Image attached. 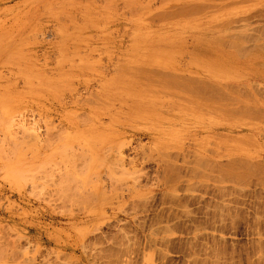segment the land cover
<instances>
[{"label": "rangeland", "instance_id": "374dc122", "mask_svg": "<svg viewBox=\"0 0 264 264\" xmlns=\"http://www.w3.org/2000/svg\"><path fill=\"white\" fill-rule=\"evenodd\" d=\"M262 45L264 0H0V264H264Z\"/></svg>", "mask_w": 264, "mask_h": 264}, {"label": "bare ground", "instance_id": "6f19581e", "mask_svg": "<svg viewBox=\"0 0 264 264\" xmlns=\"http://www.w3.org/2000/svg\"><path fill=\"white\" fill-rule=\"evenodd\" d=\"M209 5V4H208ZM210 13V12H209ZM164 15V14H163ZM174 17V16H173ZM176 17V16H175ZM236 38V37H235ZM228 42V41H227ZM225 45V44H224ZM262 46H264V45H262ZM236 48V47H235ZM259 48V47H258ZM237 52V51H236ZM150 73V72H149ZM174 76V75H173ZM164 77V76H163ZM196 81V80H195ZM156 82V81H155ZM200 83V82H199ZM209 83V82H208ZM161 84V83H160ZM187 86V85H186ZM201 86V85H200ZM190 88V87H189ZM189 90V89H188ZM196 91H197V89H196ZM188 92V91H187ZM221 92V91H220ZM200 93V92H199ZM199 93H196V95L197 94H199ZM201 98V97H200ZM213 99H214V97H213ZM216 99V98H215ZM221 100V99H220ZM211 101H212V99H211ZM9 123H11L12 124V122H10L9 121ZM20 124V123H19ZM23 124V123H22ZM22 128V127H21ZM20 128V129H21ZM36 128V127H35ZM22 129H24L25 130V128H24V126H23V128ZM21 129V130H22ZM30 129V128H29ZM28 129H26V133H29L30 131H27ZM33 131H32V129H31V133H32ZM36 133V132H35ZM24 136V135H23ZM36 136H38V135H36ZM23 138V137H22ZM18 140V139H17ZM21 140V139H20ZM15 145H17V144H15ZM18 146V145H17ZM16 147V146H15ZM16 150V149H15ZM196 163V162H195ZM227 173H229V172H227ZM228 175V174H227ZM239 175V174H238ZM220 178V177H219Z\"/></svg>", "mask_w": 264, "mask_h": 264}]
</instances>
